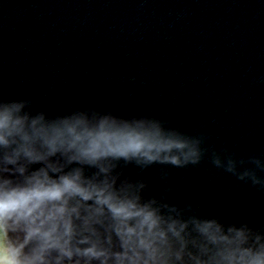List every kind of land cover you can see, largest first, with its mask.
<instances>
[{
	"label": "water",
	"instance_id": "1",
	"mask_svg": "<svg viewBox=\"0 0 264 264\" xmlns=\"http://www.w3.org/2000/svg\"><path fill=\"white\" fill-rule=\"evenodd\" d=\"M0 98L50 114L153 115L264 158V0H0ZM159 167L142 174L146 196L163 190ZM169 171L170 202L264 224V191L208 155Z\"/></svg>",
	"mask_w": 264,
	"mask_h": 264
},
{
	"label": "clouds",
	"instance_id": "2",
	"mask_svg": "<svg viewBox=\"0 0 264 264\" xmlns=\"http://www.w3.org/2000/svg\"><path fill=\"white\" fill-rule=\"evenodd\" d=\"M153 115L0 98V264H264V224L170 202L169 168L211 164L264 191V158ZM159 165V195H145ZM133 166L139 178L126 175Z\"/></svg>",
	"mask_w": 264,
	"mask_h": 264
}]
</instances>
